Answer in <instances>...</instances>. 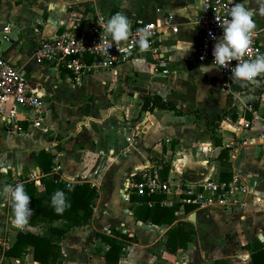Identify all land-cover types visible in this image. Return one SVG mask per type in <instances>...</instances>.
Instances as JSON below:
<instances>
[{
  "label": "crops",
  "instance_id": "1",
  "mask_svg": "<svg viewBox=\"0 0 264 264\" xmlns=\"http://www.w3.org/2000/svg\"><path fill=\"white\" fill-rule=\"evenodd\" d=\"M201 1L0 0V57L35 88L46 107L45 122L57 131L44 135L30 128L26 119L31 113L13 106L23 119V132L7 134L0 127V186L33 181L37 193L42 194L36 157L43 150L54 156L53 163L60 166L64 180L79 177V184L87 183L97 191L88 223L74 228L60 241L62 257L57 264H104L102 255L108 246L96 235H109L111 230L136 239V243L125 246L117 264H214L215 260L249 264L250 253L243 247L253 241L264 244V139L260 137L264 134V75L259 76L253 91L243 93L242 87L233 90L234 84L227 89L218 69L205 73L199 70L208 66L196 59L199 32L193 22ZM246 6L255 12L258 0H246ZM116 12L127 17L129 27L160 22L170 15L176 32L169 26L158 30V55L144 50L107 72H93L108 79L107 99L88 98L85 90L73 89L71 84H82H77L70 73L34 62L40 39L51 38L76 23L89 24L97 15L108 20ZM253 19L255 27H260L264 15H254ZM186 40L192 42L188 51L181 43ZM259 42L264 50V32ZM155 67L157 73L153 72ZM152 95L173 103L183 113L198 110L207 116L208 124L230 107L236 120L226 118L219 124L218 146L203 119L176 117L163 110L141 111L143 97ZM245 105L255 107L250 120L245 118ZM240 119L249 124L245 131L238 129ZM230 140L234 141L231 150L215 153ZM224 151L226 162L222 159ZM164 166L168 169L166 176ZM144 168L161 172L168 179L191 182L239 175L247 179L251 193L230 209L215 207L175 214L178 221L193 225L195 236L185 251L167 249L169 227L135 220L134 206L122 202L126 178ZM9 202L0 197L3 251L14 243L18 231L48 236L51 226L65 222L30 226L28 221L23 229H17L10 223ZM203 220L209 223L208 229H203ZM0 264L40 263L33 261L28 248L20 259L0 254Z\"/></svg>",
  "mask_w": 264,
  "mask_h": 264
},
{
  "label": "built area",
  "instance_id": "2",
  "mask_svg": "<svg viewBox=\"0 0 264 264\" xmlns=\"http://www.w3.org/2000/svg\"><path fill=\"white\" fill-rule=\"evenodd\" d=\"M235 0H202L197 15L194 19V26L199 32V39L196 46V59L199 63L211 65L212 48L215 38L222 35L219 23L227 19V12ZM107 18L104 15H97L89 24H74L70 29L54 35L51 38H43L33 53L34 62L37 65H51L71 74L74 81L79 84L81 79L93 72L109 71L119 65L127 63L134 55L144 50L158 55L156 37L158 30L163 26L172 27L173 19L169 15L160 22L141 23L129 27V35L125 40L113 42L104 33V25ZM7 27L3 29L7 31ZM138 29L148 33L145 37ZM172 32L176 28L172 27ZM264 32V20L260 27H255L250 34V44L242 53L240 60L254 59L258 54H264L259 37ZM146 40L147 46L141 48L138 41ZM232 61L223 68L218 69L225 79H231V67L235 66ZM157 73V68L153 70ZM166 73V71H162ZM259 76L256 78L258 80ZM230 90V84L240 83L243 93L253 91L257 84L239 82L231 79L225 80ZM242 93V94H243ZM240 98L236 96V99ZM16 106L31 113L26 119L28 126L44 135L55 134V128L45 122L46 107L43 100L38 96L35 88L21 75L20 71L0 57V127L5 133H22L23 119L19 118L14 110ZM245 112L253 113L251 105L244 107ZM238 129L245 131L249 124L243 119L238 121ZM264 139V134L260 136ZM234 147V141L230 140L224 146L216 149L219 153L222 149L228 151ZM233 154L230 153V157ZM54 157V156H53ZM54 161L56 159L53 158ZM60 166L54 165L50 174L57 177L65 189H72L80 183V178L75 177L64 180L60 174ZM247 179L232 175L228 179L221 177H208L204 180L191 182L182 179H168L163 177L161 172L144 168L136 171L126 178L122 189V202L129 203L131 194L138 197L162 196L161 205L173 208L176 215L183 214L186 207L196 209L211 208H233L241 204L243 198L251 193ZM152 205L151 202L148 203ZM183 264V263H181Z\"/></svg>",
  "mask_w": 264,
  "mask_h": 264
},
{
  "label": "trees",
  "instance_id": "3",
  "mask_svg": "<svg viewBox=\"0 0 264 264\" xmlns=\"http://www.w3.org/2000/svg\"><path fill=\"white\" fill-rule=\"evenodd\" d=\"M231 82V79H225ZM253 109L255 107L253 106ZM154 110H163L171 112L176 117L184 115H192L196 119H203L208 133L214 140L216 145H220L221 141L217 137V129L219 124L226 118L231 121L236 120L234 109L232 107L223 110L217 117V120L208 124L207 116L199 113L198 110L183 113L173 103L163 100L158 95L144 96L141 103V111L152 112ZM245 118L251 119L250 113ZM53 155L40 151L36 157V163L39 167L41 177L39 183L42 186V194L37 193V187L33 181H21L24 185L25 192L30 197L29 208L33 214L30 217L29 225L34 226L41 222H61L59 226H51L48 236L33 234L28 231H18L15 235L14 243L7 249L2 250L0 254L4 257L12 259H20L30 248L32 259L40 264H57L61 259V251L59 243L74 228L85 226L92 214V206L97 198V191L93 186L87 183L75 185L72 189H65L63 184L57 181V177L50 174L53 166ZM226 162V152H223L222 159ZM224 165L226 163H223ZM164 176L168 169L164 166ZM222 179H228V176L222 175ZM61 190L65 194V200L68 207L62 214H56L50 206V197L56 191ZM162 196L138 197L131 194L129 203L134 206L133 216L135 220L152 226H168L166 232L165 248H174L178 250H187L188 244L193 242L195 229L193 225L186 221H178L173 208L162 206ZM152 205L149 206L148 203ZM195 207H186V212L195 210ZM9 210L10 202H9ZM97 238L101 243L108 246L102 255L104 264H117L121 258L124 248L128 243H136V239L129 238L127 235L120 234L111 230L109 235L97 234ZM250 253L249 264H264V244L253 241L251 245L243 247ZM214 264H225L223 260H215Z\"/></svg>",
  "mask_w": 264,
  "mask_h": 264
},
{
  "label": "clouds",
  "instance_id": "4",
  "mask_svg": "<svg viewBox=\"0 0 264 264\" xmlns=\"http://www.w3.org/2000/svg\"><path fill=\"white\" fill-rule=\"evenodd\" d=\"M258 8L255 12L243 2H234L227 12V19L219 23L222 35L215 38L212 48V63L208 66H201L199 70L203 73L211 68L223 69L232 61H239L231 67V79L249 84H258V76L264 75V54H258L254 59L240 60L242 53L250 44V34L255 28L254 15H264V0H258ZM187 30V29H186ZM146 37L148 33L138 29ZM104 33L113 42L125 40L129 35V21L125 15L116 12L110 16L104 25ZM141 48L147 46L146 40L138 41ZM185 51L192 48L190 40L181 42ZM0 197L10 200L11 218L10 223L17 229H23L33 214L29 208L30 197L24 190L22 183L6 184L0 186ZM50 206L56 214H62L68 204L65 194L56 190L50 197Z\"/></svg>",
  "mask_w": 264,
  "mask_h": 264
},
{
  "label": "rangeland",
  "instance_id": "5",
  "mask_svg": "<svg viewBox=\"0 0 264 264\" xmlns=\"http://www.w3.org/2000/svg\"><path fill=\"white\" fill-rule=\"evenodd\" d=\"M107 72V71H106ZM103 72L102 74L106 73ZM214 75V74H212ZM71 84V83H70ZM81 86H76L74 84H71L73 86V89L76 90H85V96H87L89 98L90 95L94 96V100L96 99H107L106 97V92L107 91V87H108V79H106L104 76H100L98 73H93L90 77L88 78H83L81 79ZM226 84V83H225ZM226 88L228 89L227 85H225ZM204 221V220H203ZM203 223V229H208L207 226L209 227V223H207V221L202 222ZM199 229V228H198ZM188 249V247H187ZM212 251V252H210ZM210 253H214V250H210Z\"/></svg>",
  "mask_w": 264,
  "mask_h": 264
},
{
  "label": "water",
  "instance_id": "6",
  "mask_svg": "<svg viewBox=\"0 0 264 264\" xmlns=\"http://www.w3.org/2000/svg\"><path fill=\"white\" fill-rule=\"evenodd\" d=\"M240 88H241V84L240 83H237V84L232 85V89L233 90H238Z\"/></svg>",
  "mask_w": 264,
  "mask_h": 264
}]
</instances>
